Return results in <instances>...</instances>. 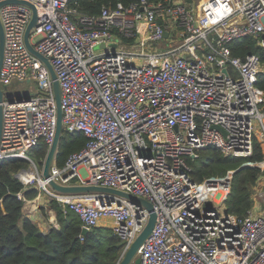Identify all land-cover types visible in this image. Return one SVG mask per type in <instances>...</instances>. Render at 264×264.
Masks as SVG:
<instances>
[{
  "label": "built area",
  "instance_id": "obj_1",
  "mask_svg": "<svg viewBox=\"0 0 264 264\" xmlns=\"http://www.w3.org/2000/svg\"><path fill=\"white\" fill-rule=\"evenodd\" d=\"M25 1L37 12L30 43L48 58L61 88L63 130L87 138L62 166L53 161L50 179L149 201L156 220L138 249L140 264H264V177L251 186L252 205L240 218L225 208L232 172L197 182L189 160L208 146L245 158L257 140L264 169V91L257 86L264 0H136L95 15L78 13L68 0ZM31 17L26 4L0 6V87L37 86L34 95L3 93L0 162L26 159L41 192L77 214L81 229L109 219L123 242L118 264L149 212L115 194L56 193L31 159L30 150L41 141L49 147L56 129L50 72L24 42ZM244 38L259 51L234 56L230 44ZM20 175L23 184L32 181Z\"/></svg>",
  "mask_w": 264,
  "mask_h": 264
},
{
  "label": "trees",
  "instance_id": "obj_2",
  "mask_svg": "<svg viewBox=\"0 0 264 264\" xmlns=\"http://www.w3.org/2000/svg\"><path fill=\"white\" fill-rule=\"evenodd\" d=\"M136 0H68V6L78 13L95 15L102 7L113 8L117 3L128 5ZM158 2L161 0H151ZM192 1V0H187ZM234 56L244 57L259 49L250 38L230 44ZM264 62V55L261 56ZM257 86L264 91V71L259 73ZM87 138L82 132L62 131L54 163L62 166L68 156L78 152ZM48 151L43 141L30 150L31 159L39 170ZM263 154L257 140L252 154L245 158L225 157L219 149L208 146L189 159L192 177L197 182L222 178L232 172L230 193L225 201L229 214L244 217L252 205L250 188L261 177L264 169L258 166ZM29 166L23 158L0 162V264H117L123 242L110 227H93L81 233V220L72 210L55 199L48 204L55 215V225L46 231L24 212L23 198H34L38 189L23 184L16 174ZM21 195L20 198L18 195Z\"/></svg>",
  "mask_w": 264,
  "mask_h": 264
},
{
  "label": "water",
  "instance_id": "obj_3",
  "mask_svg": "<svg viewBox=\"0 0 264 264\" xmlns=\"http://www.w3.org/2000/svg\"><path fill=\"white\" fill-rule=\"evenodd\" d=\"M6 3H22L28 5L32 9V17L25 29L24 33V42L28 50L34 54L36 57H38L40 60L43 61V63L47 66L51 79H52V86H53V93H54V100H55V106H56V129H55V134L53 137V140L48 147V151L46 154V157L43 161V165L41 168V173L42 177L44 180H48V185L50 188L59 194L62 195H80V194H85V193H98V194H115L120 197H123L127 199L130 203L142 206L144 207L148 212H149V218L147 221V224L143 228V230L139 233V235L135 238L129 249L124 253L123 257L119 261L118 264H140V258L135 257V255L138 252L139 247L145 240V238L150 234L152 231L155 220H156V213L153 211V205L147 201L144 198L134 196L130 193L117 190L114 188L110 187H103V186H98L94 184H83V185H61L50 179V166L54 161V156L57 152V148L59 145V140L63 131L62 127V109H61V104H60V99H61V88L59 85V82L56 79L55 72L53 70V67L51 63L49 62L48 58L42 54H40L38 51L34 49L32 44L30 43L29 37L33 33L35 27H36V22H37V12L35 7L25 1V0H5L0 2V6ZM167 36V32L164 33V37ZM116 44H112V47H115ZM3 46H4V33H3V28L2 24L0 21V67L2 64L3 60ZM102 47V45L98 46ZM6 92L8 93V87L4 86L3 88L0 87V103L2 102V97L3 93ZM1 127H2V106L0 105V137H1ZM215 128H219L218 126H214ZM145 155H151V153H146ZM87 230L85 228L81 229V233L85 234Z\"/></svg>",
  "mask_w": 264,
  "mask_h": 264
},
{
  "label": "crops",
  "instance_id": "obj_4",
  "mask_svg": "<svg viewBox=\"0 0 264 264\" xmlns=\"http://www.w3.org/2000/svg\"><path fill=\"white\" fill-rule=\"evenodd\" d=\"M199 1H196L195 3ZM124 41L130 42L131 40ZM39 193L34 198H31L32 202L29 205L24 204V212L41 228L42 231H46L51 225L56 226L55 215L48 204L50 199H48L41 191H39ZM98 227H111V221L109 219H101Z\"/></svg>",
  "mask_w": 264,
  "mask_h": 264
},
{
  "label": "rangeland",
  "instance_id": "obj_5",
  "mask_svg": "<svg viewBox=\"0 0 264 264\" xmlns=\"http://www.w3.org/2000/svg\"><path fill=\"white\" fill-rule=\"evenodd\" d=\"M194 1L196 2V1H199V0H194ZM33 39L36 41V40L39 39V36H35ZM178 40H179V36L174 35L173 36V41L176 42ZM169 41L170 40H164L163 39L162 43H166V42H169ZM36 92H37V86H36V84L34 82H32V81L31 82H16V81H14L12 84H10L8 86V93L5 94V97H6V99H11V98H17V97H22V96H26V95L27 96L28 95H34ZM255 126L256 127L258 126L257 122H255ZM20 173H23V174L32 173L34 178H32V181L29 182L28 185L29 186H33L34 188H38V190H40L39 186H38V181H37V176H36V173H35V169L30 163H29V166L27 168L20 170L16 174V176L19 179L21 178ZM40 191H42V190H40ZM44 195H46V197L48 199H52L46 193H44ZM135 257H138V254H136Z\"/></svg>",
  "mask_w": 264,
  "mask_h": 264
},
{
  "label": "bare ground",
  "instance_id": "obj_6",
  "mask_svg": "<svg viewBox=\"0 0 264 264\" xmlns=\"http://www.w3.org/2000/svg\"><path fill=\"white\" fill-rule=\"evenodd\" d=\"M27 174V173H26ZM27 178H34L33 174L32 173H28V175H25ZM23 200V199H22Z\"/></svg>",
  "mask_w": 264,
  "mask_h": 264
}]
</instances>
